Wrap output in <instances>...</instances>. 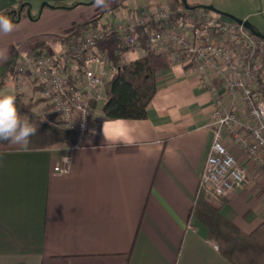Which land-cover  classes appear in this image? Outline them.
Instances as JSON below:
<instances>
[{
	"label": "crops",
	"instance_id": "0c3cea01",
	"mask_svg": "<svg viewBox=\"0 0 264 264\" xmlns=\"http://www.w3.org/2000/svg\"><path fill=\"white\" fill-rule=\"evenodd\" d=\"M166 1L167 7L180 9L178 0ZM192 1L187 5L212 6L264 34L256 19L264 14V6L254 10L256 0ZM36 3L48 6L38 20L29 21ZM78 5L70 0H0V14L20 12L13 21L16 29L0 34V83L10 78L18 60L37 53L35 45L26 42L31 34L52 32L56 38L47 43L55 53L74 33L73 27L93 21L72 19ZM161 5L146 4L145 9ZM113 9L112 20L99 27L119 19ZM143 10L122 8L117 22L139 18ZM82 26L74 29L81 32ZM21 28L24 32L18 31ZM171 59V66L155 77L147 119L101 120L70 154L66 174L53 170L67 154L65 145L0 152V264H229L190 215L216 130L212 114L218 102L238 115L247 136L249 125L243 106L231 103L222 80L205 83L194 65ZM14 79L17 92H33L25 76ZM222 142L246 170L249 182L224 197L207 199L249 234L264 222V167L254 164L225 132Z\"/></svg>",
	"mask_w": 264,
	"mask_h": 264
},
{
	"label": "built area",
	"instance_id": "2783aa9c",
	"mask_svg": "<svg viewBox=\"0 0 264 264\" xmlns=\"http://www.w3.org/2000/svg\"><path fill=\"white\" fill-rule=\"evenodd\" d=\"M173 20V21H172ZM123 46H138L144 37L151 49L183 58L205 83L222 80L233 105H242L249 125L241 132L238 115L218 102L213 111L216 130L199 179V189L210 197H224L249 182L246 170L222 142L225 132L256 165L264 167V99L258 80L264 69V43L233 21H225L203 10L175 7L146 9L139 18L112 22L105 28H83L70 34L59 52L34 53L15 64L17 75L30 79L36 96L46 104L48 123L68 135L67 154L53 170L66 174L70 154L82 138L102 120L105 85L117 66L126 64L123 55L116 63L113 38ZM258 76V77H257ZM209 90L216 95L214 88ZM47 119V117H45Z\"/></svg>",
	"mask_w": 264,
	"mask_h": 264
},
{
	"label": "trees",
	"instance_id": "16d2710c",
	"mask_svg": "<svg viewBox=\"0 0 264 264\" xmlns=\"http://www.w3.org/2000/svg\"><path fill=\"white\" fill-rule=\"evenodd\" d=\"M178 8H183L182 0H178ZM203 10L209 14L221 17L218 12H211L199 6H193L190 11ZM17 9L5 11L1 14L8 15L13 21L17 20ZM173 21V20H172ZM100 17L83 25V28L96 27ZM250 35L260 32L251 26ZM138 46H123L121 40L115 36L112 40L114 51L117 53L114 60L117 63L121 56L127 52L141 51V56L118 67L105 85V103L102 106V120H135L147 119L148 107L156 94V75L167 70L171 64V54L157 52L149 47L144 37L139 38ZM264 43V41H263ZM9 76H17L14 65L9 70ZM3 83H0L2 95ZM259 93L264 95V73L258 80ZM16 104L20 114L27 115L30 121L38 125L36 136L28 151H20L15 146L0 142V152H34L51 150L56 146L65 145L68 135L59 126L48 123L32 111L31 103H24L16 97ZM191 217L195 218L207 231V239L212 242L219 255L229 264H264V222L249 234L239 230L231 220L224 217L219 208L211 206L205 191L198 189L197 198Z\"/></svg>",
	"mask_w": 264,
	"mask_h": 264
},
{
	"label": "rangeland",
	"instance_id": "374dc122",
	"mask_svg": "<svg viewBox=\"0 0 264 264\" xmlns=\"http://www.w3.org/2000/svg\"><path fill=\"white\" fill-rule=\"evenodd\" d=\"M75 2L77 4H79L78 7L80 9L78 10L79 12L72 14V17H73L72 19H75L77 17V19H79V20H81L83 18L82 20L90 22L91 20H94V19H97L100 17L101 23L106 22L108 20H112L111 19V13H112V11H114L113 8H116L118 10L117 12L120 13L122 8H129V9H132V8L138 9L139 8V10L140 9L143 10V9L147 8V7H145L146 4H152L153 6L163 4V5H161V7L167 6L166 0H104L103 5H98L96 3V0H70V3H75ZM192 2H193L192 0H186L187 4H192ZM256 2L254 5L251 4L252 7L254 8V10H257V9L261 10L260 8H262L264 6V4H258L257 0H256ZM42 4L43 3H41V4L36 3L33 5V9L31 10V14H29L30 16L27 17V19L29 21L38 20L41 17ZM83 5H85V6H83ZM247 7L250 8V5L247 4ZM258 7H260V8H258ZM145 10H143V12ZM119 13L117 15V17H119V19L118 20L115 19V22L120 21V19L122 17ZM32 16L33 17L35 16V19H32ZM51 19H53V18L51 17ZM256 19L259 23H261V27L264 29V14L260 15ZM48 20L49 19L46 18V16L43 18V21H45V22H47ZM88 20H90V21H88ZM251 22H256V21H255V19H251ZM82 24H84V23H81V25L79 24V25L73 27L71 30L76 32V29L80 28L82 26ZM74 28H76V29H74ZM18 31L24 32L23 28L18 29ZM50 37L56 38V36L55 35L53 36V33L50 31H44V32L39 31V32H35V33L31 34L30 39H28L26 42H29L28 43L29 47L35 45L34 48L37 51V53H42V52L51 53L50 50L52 49V45L49 46L47 43V41ZM140 56H141L140 51H137L134 53L131 51V52L127 53L123 58H124L125 62L126 61L128 62V61L135 60V59L139 58ZM263 73H264V69L260 71V74L258 76L261 77L263 75ZM26 78L30 81V79L28 77H26ZM30 83H31V81H30ZM17 91H19V90H18L16 79L10 77L5 82H3L2 90H1L2 94L14 93L15 95H17V93L18 94L20 93L16 97H19L22 100V102H24V103H31L32 111L34 113H36L37 115H39L41 117V119H43L44 121L50 120V118H48V114H47L48 108H47L46 104H44L36 96L34 87H33V92L31 90L30 93L26 89L20 90V92H17ZM261 96L264 99V95L261 94ZM45 117H47V119H45Z\"/></svg>",
	"mask_w": 264,
	"mask_h": 264
},
{
	"label": "clouds",
	"instance_id": "9594fccd",
	"mask_svg": "<svg viewBox=\"0 0 264 264\" xmlns=\"http://www.w3.org/2000/svg\"><path fill=\"white\" fill-rule=\"evenodd\" d=\"M96 3L103 5L104 0H96ZM15 29L12 18L0 14V34L8 35ZM16 100L14 93L0 95V142H7L20 151H28L38 125L32 123L27 115L20 114Z\"/></svg>",
	"mask_w": 264,
	"mask_h": 264
},
{
	"label": "water",
	"instance_id": "95a60500",
	"mask_svg": "<svg viewBox=\"0 0 264 264\" xmlns=\"http://www.w3.org/2000/svg\"><path fill=\"white\" fill-rule=\"evenodd\" d=\"M182 4H183V7H184L185 10H191L192 9V7L187 5L186 0H182ZM45 6H48V5L47 4H43L41 8H43ZM201 8L205 9L207 11H211V12H218L212 6H202ZM218 13H220V12H218ZM16 14H18V16L20 17V12H17ZM220 14H222V13H220ZM222 16H225V17L229 18L231 21H233L236 24L244 27L246 30L250 31L252 29L251 28V24L246 22V21H243L241 19H237V18L228 16V15H224V14H222ZM253 33H254V36L260 38L261 40H264V34H262L261 32H253Z\"/></svg>",
	"mask_w": 264,
	"mask_h": 264
},
{
	"label": "flooded vegetation",
	"instance_id": "af4514ba",
	"mask_svg": "<svg viewBox=\"0 0 264 264\" xmlns=\"http://www.w3.org/2000/svg\"><path fill=\"white\" fill-rule=\"evenodd\" d=\"M261 40V39H260ZM262 42L264 41V40H261Z\"/></svg>",
	"mask_w": 264,
	"mask_h": 264
}]
</instances>
